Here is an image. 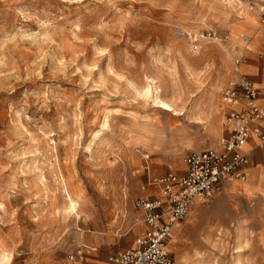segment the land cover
Masks as SVG:
<instances>
[{
  "label": "rangeland",
  "instance_id": "1",
  "mask_svg": "<svg viewBox=\"0 0 264 264\" xmlns=\"http://www.w3.org/2000/svg\"><path fill=\"white\" fill-rule=\"evenodd\" d=\"M261 4L0 0V253L13 254L8 264H64L87 233L106 234L116 247L108 226L130 181L140 189L147 173L158 179L189 154L217 149L230 83L221 87L217 65L230 68L233 51L218 35L258 24ZM211 28L216 40L194 41ZM149 77L162 82L165 97L175 90L183 115L135 95ZM65 189L79 201V219L61 215ZM202 207L186 220L196 221ZM226 230L191 241L182 264H231L235 224ZM244 234L242 264L252 249L246 225ZM175 236L174 229L171 252ZM117 238L123 247L125 233Z\"/></svg>",
  "mask_w": 264,
  "mask_h": 264
},
{
  "label": "crops",
  "instance_id": "2",
  "mask_svg": "<svg viewBox=\"0 0 264 264\" xmlns=\"http://www.w3.org/2000/svg\"><path fill=\"white\" fill-rule=\"evenodd\" d=\"M242 25L244 26L242 32L229 35V37L225 34L218 35L222 43H227L229 38V44L233 46V51L229 52L231 66L227 69L219 62L217 65L218 78L221 87L229 82L250 81L257 92L256 104L259 108L264 109V23L258 21L257 24L248 20ZM224 36L227 38L226 41L222 40ZM245 38L249 39L247 46L244 42ZM233 58H235L234 62ZM236 61H239L238 65L235 64ZM224 105L223 117L230 111L238 109L234 106ZM223 125L225 131L217 149L210 148L218 153L223 152L222 141L229 136V129L225 123ZM253 128L264 131V123H257L253 125ZM243 154L247 158V164L242 168L244 181L222 182L214 190L213 202L211 205L204 204L196 221L191 223L186 220V217L177 223L179 227H174L176 233L173 243L175 252H171L169 248L168 252L175 264H182V258H191V241L199 240L200 236L208 238L216 236L218 232L226 235V226L231 224L234 226L240 218L246 220L244 224L252 246L251 251L246 253V264H264V146L259 147L255 140H249L243 147ZM174 169L173 174L182 176L186 172V165L178 163ZM147 174L146 182L141 185L140 189L134 188L130 181L127 201L120 205L116 221L110 222V226H108L111 227V230L116 229V247L111 246L114 240L106 234L90 235L87 233L81 239L83 244L75 249H81L84 257L83 264H113L109 258L135 248V241L146 232L143 212L136 208V201L141 198L148 200L159 198L158 187L153 184L156 178L150 176V172ZM191 232H193V236H191ZM118 233H125L126 242L123 247L119 244ZM230 235L232 241V232ZM90 245H95L98 248Z\"/></svg>",
  "mask_w": 264,
  "mask_h": 264
},
{
  "label": "built area",
  "instance_id": "3",
  "mask_svg": "<svg viewBox=\"0 0 264 264\" xmlns=\"http://www.w3.org/2000/svg\"><path fill=\"white\" fill-rule=\"evenodd\" d=\"M259 23H264V4L258 6ZM200 39H217L213 28L199 34ZM223 41L227 38L224 36ZM245 45L249 39H245ZM239 61L235 64L238 65ZM257 92L248 80L230 82L222 92L224 104L237 107L224 117L229 136L222 141L223 152L206 149L190 154L184 161L186 172L182 176L168 173L155 179L159 198L138 199L136 208L143 212L146 232L135 241V248L118 253L109 258L113 264H175L170 257L168 246L173 239L175 225L185 219L194 203L212 199L214 190L228 180L244 181L242 168L247 164L243 147L249 140H255L259 147L264 146V131L253 125L264 123V109L256 104ZM81 249L67 254L64 264H83Z\"/></svg>",
  "mask_w": 264,
  "mask_h": 264
},
{
  "label": "bare ground",
  "instance_id": "4",
  "mask_svg": "<svg viewBox=\"0 0 264 264\" xmlns=\"http://www.w3.org/2000/svg\"><path fill=\"white\" fill-rule=\"evenodd\" d=\"M247 39V38H245ZM245 41V40H244ZM158 81V80H157ZM218 87L216 86L214 91H216ZM133 91L136 96L147 100L150 99L153 107L155 108H164L166 111H170L173 113V116H181L182 114V107L178 104V98L176 95V92L174 89L170 92L168 97H165L164 95V87L162 85V82H156V79L154 78H146V86L138 89L136 87H133ZM221 101L223 102L222 98ZM224 103V102H223ZM209 108V104L204 106V108L199 112V115H203L207 113V110ZM196 109V106H191L190 108V113H194L193 111ZM196 111V110H195ZM189 113V114H190ZM188 115V114H187ZM156 122V121H155ZM107 119L105 118L102 123V129L107 127ZM158 123V122H157ZM98 133H95L93 135V138H97ZM214 147L216 146L215 144ZM88 149V148H87ZM65 195H66V200H65V206L63 207L61 211V215L63 218L68 215V214H74L76 219H79L78 216V210H79V201L78 199L74 196V194L70 193L67 189L64 190ZM205 203H202L201 200H197L193 207L191 208L189 214L195 210L198 207L204 206ZM188 214V215H189ZM246 220L243 219H238L237 222L235 223V237H234V259L231 264H242L240 257L242 249L244 247V233H245V223ZM175 229V228H174ZM174 229H173V239H174ZM77 231H81L80 229L76 228ZM172 239V241H173ZM170 242V245L172 243ZM170 245H169V250H170ZM13 258V254L10 251L2 250L0 253V263L1 264H8L11 259Z\"/></svg>",
  "mask_w": 264,
  "mask_h": 264
}]
</instances>
